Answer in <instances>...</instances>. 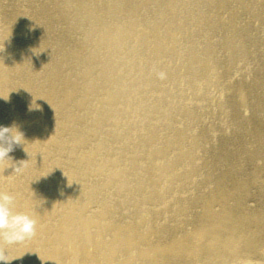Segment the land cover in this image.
Instances as JSON below:
<instances>
[{"label":"bare ground","instance_id":"bare-ground-1","mask_svg":"<svg viewBox=\"0 0 264 264\" xmlns=\"http://www.w3.org/2000/svg\"><path fill=\"white\" fill-rule=\"evenodd\" d=\"M13 124L0 264L264 260V0H0Z\"/></svg>","mask_w":264,"mask_h":264},{"label":"clouds","instance_id":"clouds-1","mask_svg":"<svg viewBox=\"0 0 264 264\" xmlns=\"http://www.w3.org/2000/svg\"><path fill=\"white\" fill-rule=\"evenodd\" d=\"M17 144H25L24 134L19 127L15 124L0 125V160L11 159L9 153ZM20 166H15V171ZM15 199L12 193L0 191V261L14 259L8 258L5 245H18L36 232L37 220L28 211H17Z\"/></svg>","mask_w":264,"mask_h":264},{"label":"rangeland","instance_id":"rangeland-1","mask_svg":"<svg viewBox=\"0 0 264 264\" xmlns=\"http://www.w3.org/2000/svg\"><path fill=\"white\" fill-rule=\"evenodd\" d=\"M7 21H8V20H7ZM8 22L11 23V25H12V22H13V21L11 20V22H10V21H8ZM10 33H11V34L14 33V29H11ZM248 264H264V260H259V259L251 258V259L249 260Z\"/></svg>","mask_w":264,"mask_h":264}]
</instances>
